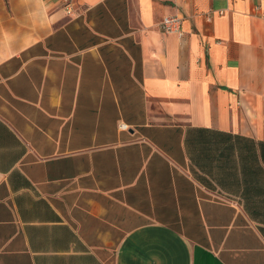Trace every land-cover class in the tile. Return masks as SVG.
<instances>
[{
	"label": "crops",
	"instance_id": "0c3cea01",
	"mask_svg": "<svg viewBox=\"0 0 264 264\" xmlns=\"http://www.w3.org/2000/svg\"><path fill=\"white\" fill-rule=\"evenodd\" d=\"M0 264H264V0H0Z\"/></svg>",
	"mask_w": 264,
	"mask_h": 264
},
{
	"label": "built area",
	"instance_id": "2783aa9c",
	"mask_svg": "<svg viewBox=\"0 0 264 264\" xmlns=\"http://www.w3.org/2000/svg\"><path fill=\"white\" fill-rule=\"evenodd\" d=\"M161 30L165 34H177L183 36L182 19L178 16H168L161 23ZM122 129L126 126L122 125Z\"/></svg>",
	"mask_w": 264,
	"mask_h": 264
}]
</instances>
